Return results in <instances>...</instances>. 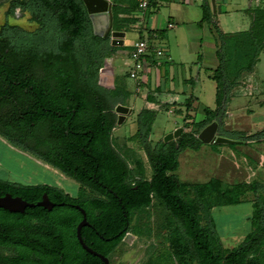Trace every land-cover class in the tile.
<instances>
[{"label":"trees","instance_id":"1","mask_svg":"<svg viewBox=\"0 0 264 264\" xmlns=\"http://www.w3.org/2000/svg\"><path fill=\"white\" fill-rule=\"evenodd\" d=\"M17 6L29 12L37 28L0 29V136L78 181L92 195L76 198L55 186L0 179V196L10 193L37 203L47 194L57 204L52 210L36 206L24 213L0 208V264H104L79 243L76 229L83 215L74 205L85 210L89 222L81 230L83 241L111 257L132 230L133 213L150 207L154 199L174 219L177 236L171 234V249L161 250L151 264H264V196L260 195L264 185L259 181L239 185L241 194L255 193L249 218L252 231L237 247L225 249L210 209L239 203L230 197L234 189L218 178L187 185L174 174L179 153L200 148L199 132L214 120H224L232 88L258 62L264 48V7L249 10L251 27L232 36L214 23L220 41L219 65L211 76L217 82L215 110L204 107L199 121L187 122L190 115L185 116L180 137L155 144L150 135L157 111L140 110L132 138L148 158L152 175L147 178L141 166L139 173L130 168L112 141L118 118L114 109L131 93L100 81L106 59L123 46L111 45L109 36L94 35L82 0L13 2L12 8ZM137 8V0H113V30L127 31ZM202 8L198 25L212 23L207 0ZM227 50L234 51L237 59L231 77ZM186 109L190 110L189 102ZM219 129L221 135L244 142L264 139V130L247 135ZM187 189L194 191L196 205L184 198Z\"/></svg>","mask_w":264,"mask_h":264},{"label":"rangeland","instance_id":"2","mask_svg":"<svg viewBox=\"0 0 264 264\" xmlns=\"http://www.w3.org/2000/svg\"><path fill=\"white\" fill-rule=\"evenodd\" d=\"M9 2L10 0H0V26L7 20L10 24L21 25L28 30L37 28V25L30 22L29 15L23 10H17L15 14L7 17L6 11L9 8ZM221 4L231 12L230 14H223L220 17L223 28L226 31L234 32L247 29L244 24L250 22V14L248 12L236 13L233 11L234 8L236 9L237 4L243 6L244 0H225L224 4ZM194 9L195 7L192 8V13H195ZM143 12L137 9L135 15L142 17ZM163 14L156 15L151 10L147 14V20L149 21L148 28L153 26V21L157 18L160 28L166 31L167 34V36L163 34L157 46L159 45L163 51L166 50L170 54V57L166 55L156 57V64H163L162 66H155L153 68L148 67L145 70L148 74L144 79V85H139L136 80L129 77L131 67L122 61L123 58H126V53L120 52L118 54L119 59L118 61L116 60L117 62L115 61L116 53H112L106 59L100 73V81L103 85L125 87L131 93V96L126 100L124 105L132 108V112L126 115L121 124L116 123L112 133V141L114 147L126 159L130 168L139 173L141 172V166L144 176L147 178H150L152 175L148 158L140 142L132 138L137 131L138 112L146 104V98L144 99V97L152 95L151 90H155L157 87H160V91L163 92L168 87V83L176 91L178 103H184L186 95L183 94V91L188 92L187 94L192 93L198 99L195 106L196 109L192 113L193 120L196 121L204 118L202 110L204 107L213 109L216 105L217 84L215 80L210 78V73L212 70L214 71L215 66H218L219 63L218 57L216 58L215 56L214 46L218 35L216 37L210 31L211 25L209 24H206L203 28L198 27L195 20H200L201 17L195 19L191 13L183 17L184 21H178L174 29H168L166 25L168 17L165 13ZM227 34L232 36L230 35L231 33ZM139 35L140 32L137 30L132 28L129 30L124 48L126 51L129 50L131 42L138 39ZM233 52L226 51V70L230 77L235 73L237 63L235 53ZM166 71L168 75L165 73ZM190 78L194 80L192 89L185 86L184 83L185 79ZM139 80H143V76ZM158 98L162 103L169 99L164 92ZM168 109L160 107L156 113L150 135V139L154 144L164 141L168 134L174 132L184 124L185 112L179 113L172 110V113H169ZM114 112L116 113L115 109ZM227 121L230 122L229 119ZM6 141L2 142L0 138V172L6 173L7 181L26 185L46 184L55 186L62 189L71 197L76 198L82 195H92L89 190L82 189L78 181L66 176L59 169L15 147L8 140ZM211 146L212 148L216 147L215 144L207 147ZM219 146L217 145L218 151ZM199 149L186 148L179 153V167L174 174L179 178L181 183L191 185L204 183L212 179V171L208 168L211 160L207 159L208 157L204 151L198 152ZM243 163V171H250L247 164H245L246 162ZM217 166V176L213 178L220 179L227 169V164L222 162L221 165ZM246 172L243 176L233 178L228 175L225 179H222L226 186L234 189L230 197L240 199L241 201L237 204L215 206L210 209L215 230L225 249L237 247L244 240L245 236L252 231L249 218L253 212L251 203L255 199V193L252 190H248L246 193L241 194V187L239 185L253 180L264 182V171L255 174V176L251 175V172L250 175L249 172L246 175ZM183 195L187 201L195 203V205L197 204L194 201L193 190L187 189ZM260 195L264 196L261 192ZM205 204L208 205L207 202H204ZM203 224H205L204 220ZM132 226L133 230L129 232L132 236H129V239L127 238L119 244L116 251L110 257V264H151L158 257L161 250L171 249V234L177 236V233L174 232L176 229L174 219L158 199H154L150 207L133 213Z\"/></svg>","mask_w":264,"mask_h":264},{"label":"crops","instance_id":"3","mask_svg":"<svg viewBox=\"0 0 264 264\" xmlns=\"http://www.w3.org/2000/svg\"><path fill=\"white\" fill-rule=\"evenodd\" d=\"M203 2L204 0H154L149 5L148 9L143 12L142 17L135 15L137 9L139 10V8H137L134 12H132V18L134 19V21L129 25V29L127 31H124L125 38H124L123 48L118 49L115 52L117 54V55L115 54V61L116 60L118 61L119 59L118 54L120 52L126 53L127 56L126 58H123L122 61L124 62V64L129 66L130 65L129 54L134 44L137 43L139 40H146L148 43V54L146 56L147 67L145 68V70L148 67L153 68L155 66H162L163 63L156 64L155 62L156 57L158 56L156 54V51L162 50V48H160L159 45L157 46V43L160 40V38L163 36V34H166V31L160 28L159 21L157 22V18L154 19L153 26L148 28L149 21L147 20L148 17L147 14L151 12V10L152 12L156 13V15L165 13V15L168 17V21L166 24L168 29H174L177 26L178 21L180 20L184 21L183 17H185L186 14L188 15L189 13H191L192 16L195 17V19H198L199 17L202 18ZM207 2L210 6L211 13L214 15L213 17L214 21L212 23L203 22L202 25H198V22L201 20L200 18V20H195L198 27L203 28L206 24L211 25L210 31L213 34H215L216 37H217V33L214 28V23H217L223 32L231 33V34L247 31L251 27V24L253 22L252 15H250V22L249 23L246 22L244 24L246 25L245 27L247 29L237 30L234 32L226 31V29L223 28V24L220 17L223 14H230L231 12L228 9H226L224 5L221 4V3L224 4L225 0H207ZM193 7H195L194 9L195 13H192L193 11L191 12ZM262 7H264V0H244L243 6H241V4H237L236 9L234 8L235 10L233 9V11L236 13L239 12L247 13L251 9L262 8ZM131 28L140 32V35L138 36V39L131 42V45L129 46V50L126 51V49L124 48L126 46L125 44H126L127 34L129 33V30ZM159 31H163L162 35L159 34ZM219 44L220 41L219 38L217 37V40L214 45L216 58H217V49L219 47ZM162 52L163 55L170 57V54L166 50L164 51L162 50ZM216 69H217V65L215 66L214 71ZM145 70L141 73V77H140L141 79L143 76V80L141 81L136 80L139 83V85L145 84L144 79L148 74L147 72H145ZM214 71L212 70V72L210 73V78H212L211 76L212 73H214ZM165 73L168 75L167 71ZM184 83L185 86L191 87V89L194 86V80L191 78L185 79ZM166 89L163 92L166 94L167 97H169V99L165 100L163 103L160 102L158 97L163 92L160 91V87H157L155 90H151L152 95H148L144 97V99L146 98L145 99L146 104L143 108H148L158 111L160 107H164V108L166 107L169 108L168 109L169 113H172V110L173 112H179V113L185 112L186 114L185 116L190 115L187 118V122L193 121L192 113L196 109L195 106L197 104L198 99L195 98L192 93L187 94L188 92L183 91V94L186 95L184 103H178L177 101L178 95H176V91L172 89L170 83H168V87ZM216 94H217V90H216ZM188 102L190 104V110L187 111L186 106ZM215 104H216L215 108L213 109L210 107L207 108L211 110H215L217 108V102ZM228 119L230 120V122L227 121ZM223 121L221 120L219 121V127H223L225 130L228 131L243 132L246 133L247 135H250L258 131L264 130V48L259 55V60L255 64L253 71L243 73L240 79V84L232 88L230 93V99L226 106V116ZM222 122L223 124H221ZM182 127L183 126H181V128ZM0 138L2 142H7L6 139L3 138L2 136ZM210 145H214V143L207 145L204 144L198 150V152L204 151L205 155H207L208 157L207 159L211 160V162L209 163L210 166H208V168L212 171L211 178L217 176V167H218L217 165H221L222 162H225V164H227L226 166L227 169L225 173L221 176L220 180L225 179V177H227L228 175L233 178H236L238 176H243V174H245L246 172L243 171L244 170L243 162H246L245 164H247V167L250 170L248 171L249 175L250 172L251 175L255 176V174H259L262 171H264V139L258 142L256 141L244 142L242 140H238V142L231 144H215L216 147L214 148H212V146L207 147ZM217 145H220L218 147L219 151L217 149ZM259 164H261V166H259ZM248 172H246V175H248ZM5 175L6 173L0 172V179L7 181ZM261 183L264 185V182ZM251 207L253 208V203H251Z\"/></svg>","mask_w":264,"mask_h":264},{"label":"water","instance_id":"4","mask_svg":"<svg viewBox=\"0 0 264 264\" xmlns=\"http://www.w3.org/2000/svg\"><path fill=\"white\" fill-rule=\"evenodd\" d=\"M89 19L92 24L93 33L98 37H110L111 44L113 46H123L125 32L124 31H115L113 30V0H82ZM116 113L118 116V124H121L125 119L127 114L132 112V108L124 105L117 104L115 107ZM182 133V128H177L174 132L168 134L164 142H169L176 140L180 137ZM198 138L202 141L203 144H231L238 142V140L221 135L219 132V121L214 120L209 125L204 127L198 134ZM57 204L49 199L47 194L43 195V198L37 203H31L26 201L20 196H13L10 193H6L0 196V208H3L10 212H19L24 213L27 208H32L36 206L44 207L45 209L52 210ZM59 205L63 206L64 203ZM83 215V219L77 225L76 233L77 238L83 249L89 253L99 257L104 264H110L109 258L94 251L92 248L88 247L83 241L81 230L83 227L88 226L89 222L87 221L85 210L79 205H74ZM127 237L131 234L127 233Z\"/></svg>","mask_w":264,"mask_h":264},{"label":"built area","instance_id":"5","mask_svg":"<svg viewBox=\"0 0 264 264\" xmlns=\"http://www.w3.org/2000/svg\"><path fill=\"white\" fill-rule=\"evenodd\" d=\"M154 0H139L138 1V8L141 11H145L148 9L150 3ZM148 54V43L145 40H139L137 43L134 44L132 50L129 54V61H130V70H129V77L134 80H139L141 73L147 67L146 56ZM158 56H162V50L156 51Z\"/></svg>","mask_w":264,"mask_h":264},{"label":"flooded vegetation","instance_id":"6","mask_svg":"<svg viewBox=\"0 0 264 264\" xmlns=\"http://www.w3.org/2000/svg\"><path fill=\"white\" fill-rule=\"evenodd\" d=\"M16 1H22V0H10V2H9V8L7 9V11H6V16L8 17V16H11L12 14H15L16 12H17V10H23L24 12H26L28 15H29V18H30V14H29V12L25 9V8H23L22 6H17V7H15V8H12L13 7V2H16ZM13 9V10H12ZM5 25H9V26H17V27H19V28H22V29H25V30H28V29H26V28H24V27H22L21 25H17V24H10V23H8V21L6 20L1 26H0V29L2 28V27H4ZM130 227H131V229L133 230V226H132V222H131V224H130ZM131 230V231H132ZM130 231V232H131ZM129 233V232H128ZM127 235V234H126ZM132 236V235H131ZM129 239L130 237H127V236H125L124 238H122V240H121V242L122 241H125V239ZM116 251V250H115ZM114 251V252H115ZM113 252V253H114ZM112 253V254H113ZM111 254V255H112ZM109 258V263H110V257H108Z\"/></svg>","mask_w":264,"mask_h":264}]
</instances>
